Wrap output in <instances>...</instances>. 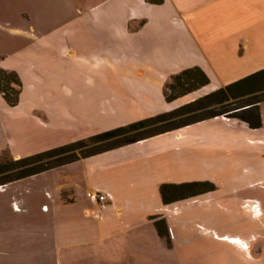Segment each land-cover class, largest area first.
<instances>
[{"label":"crops","instance_id":"1","mask_svg":"<svg viewBox=\"0 0 264 264\" xmlns=\"http://www.w3.org/2000/svg\"><path fill=\"white\" fill-rule=\"evenodd\" d=\"M174 3L172 0H164L162 4L147 0L89 3L82 12L88 29L94 32L89 36L104 39H97L94 42L97 46L91 44L85 54L77 44L62 43L66 50L59 51L60 61L69 62L75 71H78L79 60L91 66L90 72L81 73V77L89 90L98 92L91 100L102 114L111 112L116 116L128 109L149 110L132 119L117 120L111 129L173 110L183 105L176 106L180 99L211 87L215 79L221 82L218 89L251 74L223 81L214 71L217 59L211 53L212 48L206 45L190 16L178 10ZM61 4L62 0H51L49 6L53 5L56 10ZM139 21L142 24L131 31L130 24ZM77 23L73 25L76 29ZM26 27L22 29L11 22L0 21V31L35 40L42 38L38 39L39 30L32 24ZM35 44L33 47L41 48ZM30 51L29 46L23 44L14 49L0 46V55H4L0 68L17 72L22 81L16 106L7 104L0 92V112L23 110L28 105L26 120L31 123L45 126L57 116L63 121L70 120L76 110L72 104L73 95L77 93L72 88L74 81L68 80L69 86L59 90L62 98L54 95L56 90L52 85L55 83H48L52 78L51 70L45 71L44 67L43 71L38 64L34 65L36 61ZM244 57L237 54V58ZM127 58L133 60L134 67L128 65ZM194 66L201 67L211 83L167 102L164 96L167 80ZM164 75L168 79L163 78ZM98 77L101 83L94 82ZM93 85L95 88L102 85L101 90H92ZM83 98L88 97L82 93L80 100ZM263 106L264 102L261 128H251L233 117H213L30 177L49 175L70 165H83L70 181L53 187L39 186L37 190L19 192L17 185L24 179L0 185V264H140L141 260L152 264L151 255L160 248L182 254L189 250L190 254V246L207 237L227 244L230 255L217 262L196 260L198 263L254 264L251 252L243 249L239 241L249 240L256 233L264 239ZM85 109H88L87 104ZM8 146L18 157L35 154H23L15 151V146ZM100 161L102 165H96ZM195 181H208L216 188L164 204L160 193L162 184ZM91 190L111 195L106 209H101L87 196ZM249 200L262 204L261 215L243 205ZM235 204L250 216L257 229L244 234L220 233L215 208L232 210ZM157 215L165 218L171 227V245L157 231L154 224ZM198 224L207 229L199 230ZM261 254L264 264V251ZM181 262L189 264L193 260Z\"/></svg>","mask_w":264,"mask_h":264},{"label":"rangeland","instance_id":"2","mask_svg":"<svg viewBox=\"0 0 264 264\" xmlns=\"http://www.w3.org/2000/svg\"><path fill=\"white\" fill-rule=\"evenodd\" d=\"M50 1L0 0V21L11 22L14 26H20L22 29H27L26 26L32 24L34 28L39 30L38 39L42 37L40 40H35L32 37H19L15 32L0 31V46L14 49L22 44L28 45L31 50L29 52L31 53L30 56H33L36 61L34 65L38 64L37 66L42 68L43 71L45 69V71L51 70L52 78L48 80V83H55V85H52V87L55 86L56 90L54 95L60 96V98L63 95L59 90L69 86L67 84L68 80L74 81L72 88H75L77 93L73 95L72 104L76 110H74V116L69 118L70 120L63 121L57 116L45 126L26 120L27 113H29L28 105L23 110L12 109L10 111L8 109L7 112H0V120H2V123H0V160L18 158L9 150L8 145L15 146V151L23 154L42 152L111 129L120 120L124 121L135 118L142 113H149V110L139 112L137 109H128L121 111L116 116L111 112L102 114L96 108L95 101H93L98 92L89 90L81 77V73H86V71L88 73L91 66L79 60V67H76L78 71H75L70 68L69 62L63 59L60 61L59 51L66 50L63 48L62 43L77 44L80 51L85 54L90 51L91 44L97 39H104L99 36L98 38L89 36L94 32L88 29L90 27L86 24L82 12L86 11L89 3L105 0H62L61 8L57 7L56 10H53V5L52 7L49 6ZM172 2L176 3L175 7L179 8L178 10L184 11L185 14L190 16L195 29L199 30L198 32L204 36L206 45L212 48L211 51L213 52L211 53L214 59H217V68L214 71L219 74L223 81L243 77L264 67V0H172ZM174 21L176 22V20ZM74 22H78L77 29L73 26ZM141 24L142 21L132 22L130 24L131 31L137 30ZM54 33H56L55 36L51 35ZM34 35H36V32L33 33ZM35 43L38 44L37 47L41 48L33 47L36 46ZM236 49L238 56H246L237 58ZM3 57L4 55H0V61ZM127 63L131 67L135 66L131 58H127ZM167 77L164 75L163 78L166 79ZM218 80H213L211 87L203 88L193 95L180 99L176 106L185 104L196 96L216 89L221 84ZM101 81L99 77L94 80L95 83H101ZM48 85L50 86V84ZM95 87L93 85L91 89L100 88ZM82 93L83 96L88 98L80 100ZM88 99L89 101H87ZM86 104L88 109H85ZM96 165H102L101 161ZM81 168H83V165L75 164L64 169L61 168L59 171H52L49 175L45 174L36 178L28 177L18 184L17 188L19 192H25L32 188L37 190L39 186L44 188L53 187L62 181H70ZM242 193L248 192L243 191ZM243 205H248L247 208L253 209L256 215L263 213L262 204L260 205L258 200L245 201ZM256 205L258 207H255ZM232 208V210L229 208L224 209V207L221 209L215 208V214L218 218L216 227L221 231V234H244L258 228H256V223L250 220L249 215L245 212L242 213L239 204L233 205ZM259 227L261 228L260 222ZM198 228L201 231L207 229L206 226L201 224H198ZM168 232L171 236L169 224ZM251 241L254 242V245L251 244ZM244 242L248 246L246 248V250L248 249L247 252H251L254 264H263L261 253L264 251V239L257 236L256 233L254 237L244 240ZM194 243L190 246V254L189 250L182 254L181 251L171 253L170 250L160 248L152 253V264H182L181 261L183 260H193L189 264H203L198 263L196 260H203L205 263L217 262L222 257L230 255V247L223 242L214 240L213 237H207ZM140 264L151 263L141 260ZM225 264L233 263L228 262Z\"/></svg>","mask_w":264,"mask_h":264},{"label":"trees","instance_id":"3","mask_svg":"<svg viewBox=\"0 0 264 264\" xmlns=\"http://www.w3.org/2000/svg\"><path fill=\"white\" fill-rule=\"evenodd\" d=\"M162 4L164 0H147ZM211 83L208 74L199 66L186 68L172 75L164 87L167 102L196 92ZM22 81L15 71L0 68V92L7 104L16 106L20 101ZM264 102V68L197 97L173 110L112 128L88 138L60 145L17 159L0 160V185L65 166L80 159L142 141L159 134L218 116L240 119L251 128L263 126L261 104ZM216 186L208 181L164 183L160 193L164 204L213 191ZM154 224L160 237L171 245L167 220L155 217Z\"/></svg>","mask_w":264,"mask_h":264},{"label":"built area","instance_id":"4","mask_svg":"<svg viewBox=\"0 0 264 264\" xmlns=\"http://www.w3.org/2000/svg\"><path fill=\"white\" fill-rule=\"evenodd\" d=\"M87 196L91 200L98 203L101 209H106L109 206L110 201L112 200L111 195L108 192L102 190H91L87 192Z\"/></svg>","mask_w":264,"mask_h":264},{"label":"bare ground","instance_id":"5","mask_svg":"<svg viewBox=\"0 0 264 264\" xmlns=\"http://www.w3.org/2000/svg\"><path fill=\"white\" fill-rule=\"evenodd\" d=\"M239 244L246 249L247 248V244L245 242H243L242 240L239 241Z\"/></svg>","mask_w":264,"mask_h":264}]
</instances>
